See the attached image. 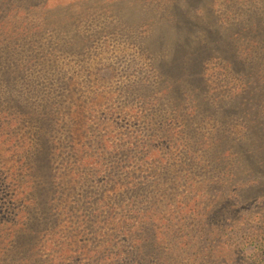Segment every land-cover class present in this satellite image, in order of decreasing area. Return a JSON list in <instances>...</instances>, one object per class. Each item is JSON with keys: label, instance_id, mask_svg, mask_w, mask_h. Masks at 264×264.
Here are the masks:
<instances>
[{"label": "trees", "instance_id": "1", "mask_svg": "<svg viewBox=\"0 0 264 264\" xmlns=\"http://www.w3.org/2000/svg\"><path fill=\"white\" fill-rule=\"evenodd\" d=\"M120 1L110 9L121 27L112 26L132 28L138 36L130 42L148 56V67L131 84L135 90L127 85L121 94L110 85L116 68L98 71L103 79L104 71L110 73L108 100L116 92L126 99L131 94L142 107L129 111L130 120H109L104 137L87 143L88 111L68 99L72 78L60 72L56 59L19 60L27 51L25 39L41 38L56 27L58 49L80 51L90 37L65 26L79 13L61 17L66 7L56 0H0V167L9 168L0 185L1 205L8 206L0 205V264H177L173 255L210 254L215 239L216 258L225 257L223 250L231 258L224 264H264V216L255 225L244 213L219 229L209 224L264 201V0H227L236 17L226 25L214 17L212 0H167L150 15L142 0H128L127 7ZM38 64L44 73H33ZM90 98L96 105L100 96ZM257 117L259 124L250 125ZM228 118L243 125L241 136L227 130ZM207 120L216 125L205 135ZM28 125L31 144L8 133ZM120 127L130 132L117 140L113 133ZM141 130L151 135L143 142L136 134ZM114 157L100 193L98 168ZM137 157L148 167L150 183L133 184L131 163ZM59 161L62 166L55 168ZM183 181L193 196L179 197L175 224L156 228L161 212L154 205L156 192L163 183L180 189ZM121 182L128 188L111 197L108 192H117ZM90 196L97 199L87 204ZM187 219L198 222L195 230ZM102 225L107 231L97 234ZM167 232L173 238L168 243Z\"/></svg>", "mask_w": 264, "mask_h": 264}, {"label": "rangeland", "instance_id": "2", "mask_svg": "<svg viewBox=\"0 0 264 264\" xmlns=\"http://www.w3.org/2000/svg\"><path fill=\"white\" fill-rule=\"evenodd\" d=\"M71 1L74 2L71 5ZM117 0H56L58 2L59 6L66 7L65 10L60 13L61 17L69 16L73 17L75 14L79 13V16H76L73 21H67L65 26L74 29L80 33V35H86L87 37H90V39L84 44L82 49L80 51L75 52H69L64 50H59L57 44H60V35L59 40L56 38L55 32L56 29L58 30V27L54 29L53 32H42V37L33 40L25 39L24 44L27 48L26 52L22 53V57L19 60H23L27 57H37V58H45V60H55L60 64V72L65 73V75L68 78H72V84L70 89L68 90L69 96L68 99L71 100V104H73L74 108L78 105L80 109L84 108L83 110L88 111V114L83 111V114L86 115V124H88V130L89 132L85 135L83 142L88 141H94L96 138H102L104 137L105 132V123L109 122V120L117 119L122 122V120H130L131 114H128L131 109L134 110V112H139V109L142 107V104H140L139 101H136V97L132 96L131 94L128 95V99H126L125 96L116 94L115 99H107V94L109 93L107 89V76L110 74L107 71H104V79L100 77L102 72L98 71L102 68V66L109 65L113 66L117 70V75L114 80L110 82L111 87L114 90H118V92L121 94L124 92L123 88L129 85V90H135V86L131 85L134 82L137 81V79L140 77L139 71L144 72L148 67V56L141 53L140 48L136 46L134 43L130 42L131 40L129 37L136 38L138 35L133 34L131 31V27L123 26V28L119 25L118 21L116 20L115 16H113L111 7L117 8ZM122 6L127 7L128 0H123ZM227 0H212V10L214 17L216 20L219 21L221 25L229 24L230 21H232L236 16L233 17V13L231 12V9L226 5ZM54 5V1H51ZM141 6L146 5L147 11L149 12L147 15H150L151 9L153 8L155 12L161 11L165 4L167 3V0H152L146 3L144 0L141 1ZM151 3V4H150ZM70 4V6H69ZM259 6H262L260 2H258ZM255 5V4H254ZM60 7V8H63ZM83 8H88L87 10H83ZM142 11L143 9L140 8ZM82 15V16H81ZM112 25H119L118 27H114ZM32 27V26H30ZM144 32V31H143ZM52 46L49 48V46ZM30 46H33V49H30ZM36 47V48H34ZM36 64V63H35ZM34 65V64H33ZM31 65V66H33ZM214 66V67H213ZM212 68H209L210 76L216 71V66L213 65ZM42 68L41 64H38L35 70H33V73L36 74L37 72L42 74L45 71ZM51 74H54L52 70H50ZM42 76V75H40ZM103 79V81H101ZM212 82L216 81L215 78L211 80ZM107 83V84H106ZM235 83H233V87H235ZM215 86V84L213 85ZM127 87V88H128ZM140 87V86H139ZM227 90V89H226ZM113 92V91H112ZM231 93V92H230ZM94 95H99L100 99L95 103L96 105H93L89 102L92 100ZM134 97V98H133ZM105 98V99H104ZM76 118V117H74ZM261 117H257L254 119L255 121H252L250 125H256V123L260 120ZM237 118L227 119L226 128L229 129V132L233 135L241 136L243 133V125L240 122H236ZM264 119V117H263ZM123 124V123H122ZM259 124V123H257ZM216 125L215 121L213 120H207L203 126V131L206 132L205 135L210 134V132L214 129V126ZM22 126L11 127V132L8 131V133H14L18 135L17 138L21 139L22 142H25L27 144H31L33 142L32 135H31V126H25L23 129H21ZM125 127L117 128V130L113 133L117 136V140L121 138H126L128 136L127 134L130 132L129 127L126 129H123ZM128 130V131H127ZM131 133H135L134 131H131ZM120 134V135H119ZM140 138L143 139V141H146L147 138H149L151 135L147 134L146 132L136 133ZM120 136V137H119ZM21 142V143H22ZM93 152L97 151L95 147H93ZM99 154L101 151L98 152ZM172 153V152H171ZM174 153V152H173ZM177 154V153H176ZM139 157H137L135 160L131 163V170L135 169L134 173H132V176L135 177V180L133 181V184H140L143 182V180H146L148 183H150L153 179L152 177L146 175L145 171H148V167L139 164ZM116 157L112 158V160L107 161V163H104V160L102 161L99 169V178L100 183H96V187L102 188L100 193L103 191L104 193V177H107V174L105 173V170L107 168H110L111 165L115 162ZM62 166L61 161L57 162L55 164V168ZM125 166V165H122ZM7 169H9L7 167ZM4 169V165L0 167V178L2 183H5L7 178L6 177V170ZM178 173H181L179 171ZM25 176V175H23ZM108 180V179H107ZM4 181V182H3ZM186 181H183L182 184H180L181 188H176V190H172L173 186L170 187V183H163L162 187L160 189V193L158 194V191L156 192V198L154 199L156 210H161L160 213H158L157 218H155V224L156 228L164 229L169 223L175 224L174 219L176 217L175 209L179 207L180 203L183 201L180 200L181 197H187V200L190 199L193 196V193L189 192V187L185 185ZM9 186L11 184L8 182ZM186 186L188 188L183 187ZM174 186H177L176 184ZM6 188V187H4ZM125 188H128L127 184H123L121 182V185L119 184L117 186V189L114 194L112 191L108 192L111 197L116 196V193L124 192ZM1 190V187H0ZM164 196H163V195ZM3 195L0 193V205L3 202V199L1 196ZM77 199V197H76ZM97 199V197H88L86 198V203L91 204ZM128 201H126L124 204L125 206L128 205ZM104 204L101 205L99 210L104 209ZM3 206V205H1ZM155 206H153L155 208ZM5 208H8V206H3ZM147 207L146 205H143L142 207H137V210H143ZM165 207V210H164ZM247 207H250V209H247ZM114 212L118 214L119 216L122 214L121 209H117V207L114 205L113 207ZM236 210V212H230V216H228V213L223 215L222 218H217L216 221H213V225L210 224V226H213V228L219 229V226L226 224L227 221L231 222H237L240 220L239 215H242L246 218V216H249L250 218H255V222L253 225L257 223H261V217L264 216V201H260L257 203H251L247 205L246 207H242L241 211ZM126 212V211H125ZM105 215V213H104ZM217 216V215H216ZM102 218V217H100ZM103 219L98 220L99 223H102ZM169 221V222H168ZM185 222L190 225V230H195V226L198 223L197 221L191 222L190 220H185ZM228 223V225H232ZM97 228V227H96ZM222 228V227H221ZM98 230V231H97ZM97 234H104V231H107V228H104V225L101 226V229H96ZM167 243L172 241L173 238H170L169 232ZM172 235V233L170 234ZM177 240L179 238V235L174 236ZM100 239L101 236H99ZM123 237H120V241H123ZM167 243L164 241V244L166 247ZM176 243V241H175ZM237 243V242H236ZM219 240L215 239L213 245H208L211 250L210 254L209 251L206 250L203 253L199 252L198 250H195L190 253V255H180V256H172V259L174 262H177V264H198V262L204 261L202 264H224L223 262L226 261L225 257L227 258V261L231 258H228V251H224L222 255L225 256L224 258L221 257V259L216 258V246H218ZM204 246V245H203ZM163 247V248H164ZM183 249V248H182ZM228 249V248H226ZM235 245H230V250H234ZM170 250V248L168 249ZM167 250V251H168ZM170 253V252H168ZM233 253H235L233 251ZM209 256L208 259H204L203 255ZM235 256V254H234ZM167 258L170 256H166ZM233 258V257H232ZM237 257H234V260H236ZM162 261L156 262V264H161Z\"/></svg>", "mask_w": 264, "mask_h": 264}]
</instances>
